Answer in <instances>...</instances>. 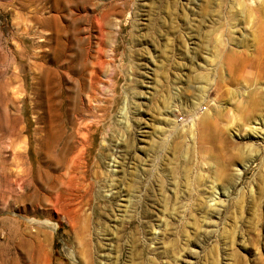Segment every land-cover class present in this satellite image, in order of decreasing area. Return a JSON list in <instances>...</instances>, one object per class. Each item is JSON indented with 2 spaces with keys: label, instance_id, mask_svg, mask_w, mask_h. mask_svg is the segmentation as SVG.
I'll return each instance as SVG.
<instances>
[{
  "label": "rangeland",
  "instance_id": "1",
  "mask_svg": "<svg viewBox=\"0 0 264 264\" xmlns=\"http://www.w3.org/2000/svg\"><path fill=\"white\" fill-rule=\"evenodd\" d=\"M46 85L89 126L72 211L28 175ZM33 241L47 264H264V0H0V264Z\"/></svg>",
  "mask_w": 264,
  "mask_h": 264
},
{
  "label": "bare ground",
  "instance_id": "2",
  "mask_svg": "<svg viewBox=\"0 0 264 264\" xmlns=\"http://www.w3.org/2000/svg\"><path fill=\"white\" fill-rule=\"evenodd\" d=\"M47 1L50 2V5H52L54 8L55 7L65 8L66 4L69 3V0H47ZM58 21H59V17L57 16V14H50V15L44 16L39 19V23L41 24L43 28L47 27L50 29H56L54 33L57 32V28L59 26ZM55 36L56 35H54V40H53L54 46L52 47L51 51L56 57V61H60L63 58H71V59L75 58L72 61L71 65L73 64L75 60H77V62L79 63H82L83 71L81 72V76H82L83 81L87 83V88H86L87 90H85L84 88V91L85 92L88 91L91 85V80L89 77L87 78L83 75L84 70L87 69L88 67V64L86 61L88 54L86 50L85 51L82 50L83 52L78 51L74 54V56L67 54V51L65 52V50H63L62 48V44L59 40L60 38L58 39V36L57 37ZM52 39H53V35H51L47 41L50 42ZM43 53L44 52H42V54ZM42 56L43 58L45 57L44 54ZM45 71L50 72V70L48 71L47 69ZM89 72H92V71H89ZM46 84H49V83L47 82ZM53 90L54 89L52 86L46 85L44 87V93L38 96V100L36 101V104H35L36 106H39L40 111L36 112L37 114L35 116L33 123H36L37 125L32 128L33 129L32 139L30 143H28L26 151L24 153L26 156L27 155L32 156V160L30 161L29 174L28 173L27 174L31 175V178L34 180V184H33L34 193H37L38 191H40L39 187L43 183L40 180H43V179L48 184V185H45L46 187L50 186L53 188V186L56 183H58L59 186L60 185L65 186V187L60 186V188H58V193L55 192L56 193L55 197L59 196L61 194L60 192L64 190L65 188L68 191H70L69 197L67 198V201L66 200L65 201L67 203L66 205L68 206V211H72L83 200L82 199L83 194L80 192L82 186H81L80 180L77 179L78 176H76V174L81 173L80 163H82L81 159L85 152V148L87 146L89 126L84 117L80 118V117H77L76 115H74V119H73L76 121V123L74 124V122L71 121L73 125L72 131H70V126H69L70 124H64L63 121H61V123L56 122V120H58L59 118V115L58 114L56 115L55 111L58 108V106L59 107L62 106L66 108V105H65L66 102L62 103L60 101L59 104L56 103L55 101L56 95L54 94ZM63 96H64L65 101H67L68 96L67 95H63ZM28 126H29L28 123L23 125L22 131L24 132L28 130ZM56 149H59L60 155L58 156L57 154L58 157L54 158L53 153H55ZM57 158L59 159L57 160ZM58 170H60L61 173H59ZM57 171L59 173L58 175L55 174V172L57 173ZM23 195H22V198H23ZM43 196L45 195L43 194ZM41 199L42 197L40 198V200ZM57 199L60 200L59 198ZM37 203H39V201ZM27 220L32 221L33 219H27ZM44 222L47 223L48 221L45 220ZM24 248H25L24 251H22L21 253L23 262L26 260L25 262H28L30 264H47L48 253L46 249L42 248L38 244L37 241H33L31 244H28Z\"/></svg>",
  "mask_w": 264,
  "mask_h": 264
}]
</instances>
